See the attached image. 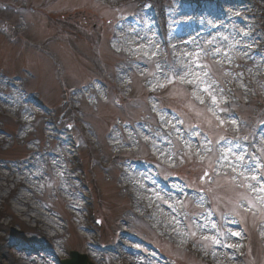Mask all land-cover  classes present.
<instances>
[{
    "label": "rangeland",
    "instance_id": "rangeland-1",
    "mask_svg": "<svg viewBox=\"0 0 264 264\" xmlns=\"http://www.w3.org/2000/svg\"><path fill=\"white\" fill-rule=\"evenodd\" d=\"M158 1L162 24L149 6L117 0H0V264H57L69 250L91 252L95 264H264V194L239 187L245 169L257 180L243 183L264 185V124L252 118L249 135L233 133L237 111L221 125L220 106L210 99L209 112L192 93L208 94L179 79L194 59L183 54L200 53L218 102L235 89L264 112V0ZM63 99L75 115L58 121ZM250 109L239 110L244 122ZM71 120L75 137L63 127ZM77 138L102 161L118 157L115 171L90 168ZM140 144L143 160L123 154ZM245 194L254 206L234 210ZM240 224L255 240L243 260L228 247L244 240ZM99 239L116 254L103 255Z\"/></svg>",
    "mask_w": 264,
    "mask_h": 264
},
{
    "label": "snow or ice",
    "instance_id": "snow-or-ice-1",
    "mask_svg": "<svg viewBox=\"0 0 264 264\" xmlns=\"http://www.w3.org/2000/svg\"><path fill=\"white\" fill-rule=\"evenodd\" d=\"M215 54H220V50L219 49H216L215 50ZM184 58L185 59H188L190 57H194V59H192V62L190 64H185L183 66L184 68V75L183 76H180L179 79L181 80H186V82L189 84V85H192L194 88L200 90V91H203L204 93H207L208 96L210 97L211 99V103L216 106L217 108H219V104H218V101H217V97L216 95H214L210 89V87L208 86V82L210 80V77H211V73L208 72V71H204V69L208 68L209 66L208 65H201V64H198L197 61L199 60L200 58V53H187L185 52L183 54ZM200 69V71H195L194 69ZM201 72L203 73V75H201ZM167 78V77H166ZM172 80L169 79V83H171ZM205 85L203 88L200 87V85ZM157 86L158 87H164L163 84H159V82H157ZM220 91L222 92L223 89H220ZM192 95L195 97V99H197L201 104L204 103V100L202 97L198 96L196 94V92L194 91L192 93ZM209 112H212V109L209 108ZM212 115L213 116H216L217 120L219 121V123L221 125H223L225 123V121L223 119H220V117L217 115L216 112H212ZM182 123V122H181ZM233 123H235L233 121ZM173 127H175V125H172ZM209 143H211L209 141ZM185 144L186 146L188 147L189 149V154H191V144L187 141H185ZM202 151H204L205 153H207L209 151L208 149V146L207 144L206 145H203L202 146ZM231 153V149H226L224 152H222L220 154V156L217 158L218 161H221V160H224L226 161L228 159V154ZM164 154V153H162ZM169 159L172 158L171 154H169ZM202 159L204 157H201ZM244 157H241V156H237V160H243ZM251 169H245L244 171L240 172L239 173V176L243 177V181H247V180H253V181H256L257 180V176L255 174L253 175H250V176H247L245 175V172L246 171H250ZM233 172H235V168H233ZM208 173L206 172L204 174V176H207ZM203 178V177H202ZM235 176L233 177V180H235ZM243 181L241 182V185H239V187H243V188H247V189H251L252 192L254 193H261V194H264V185H261L259 188H255L252 184H245L243 183ZM157 199H161V197L157 196ZM261 203H264V195H261L259 197ZM177 203H179V201H177ZM247 203L250 207L254 206V201L252 200L251 197L247 196L246 194L245 195H241L240 196V202H237V207L236 209L234 210H238L240 208H243L244 207V204ZM169 207H172V205H169ZM173 211H175V209H173ZM178 223V221H177ZM201 227H203V225H201ZM192 235H195V233H192ZM231 235L233 236H236V235H239L238 233H231ZM205 240H211L212 243H218V241L216 240L215 237L213 236H205L204 238ZM228 247H235V245H228Z\"/></svg>",
    "mask_w": 264,
    "mask_h": 264
},
{
    "label": "bare ground",
    "instance_id": "bare-ground-1",
    "mask_svg": "<svg viewBox=\"0 0 264 264\" xmlns=\"http://www.w3.org/2000/svg\"><path fill=\"white\" fill-rule=\"evenodd\" d=\"M4 248L6 249V247L4 246ZM10 251H6L5 254L7 257H11L12 259L16 260V255L15 254H11L9 253ZM18 257V256H17ZM21 259V258H20Z\"/></svg>",
    "mask_w": 264,
    "mask_h": 264
},
{
    "label": "water",
    "instance_id": "water-1",
    "mask_svg": "<svg viewBox=\"0 0 264 264\" xmlns=\"http://www.w3.org/2000/svg\"><path fill=\"white\" fill-rule=\"evenodd\" d=\"M82 264H85V261L84 260H82Z\"/></svg>",
    "mask_w": 264,
    "mask_h": 264
}]
</instances>
